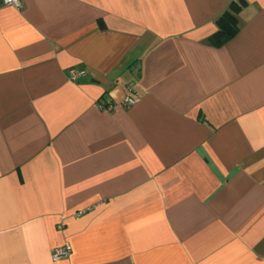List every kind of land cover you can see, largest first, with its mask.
<instances>
[{
	"label": "crops",
	"instance_id": "0c3cea01",
	"mask_svg": "<svg viewBox=\"0 0 264 264\" xmlns=\"http://www.w3.org/2000/svg\"><path fill=\"white\" fill-rule=\"evenodd\" d=\"M232 1L0 4V264H264V0L215 46Z\"/></svg>",
	"mask_w": 264,
	"mask_h": 264
},
{
	"label": "trees",
	"instance_id": "16d2710c",
	"mask_svg": "<svg viewBox=\"0 0 264 264\" xmlns=\"http://www.w3.org/2000/svg\"><path fill=\"white\" fill-rule=\"evenodd\" d=\"M243 5L239 0H233L230 6L217 19V31L210 40L215 46H219L230 39L238 30L237 14Z\"/></svg>",
	"mask_w": 264,
	"mask_h": 264
},
{
	"label": "built area",
	"instance_id": "2783aa9c",
	"mask_svg": "<svg viewBox=\"0 0 264 264\" xmlns=\"http://www.w3.org/2000/svg\"><path fill=\"white\" fill-rule=\"evenodd\" d=\"M0 4L11 5V6H14V7H17V8H19L21 6L20 0H0ZM82 73L83 72L77 71L74 68H69V70H68L69 77L72 80H77L79 78V76L82 75ZM126 88H127V90L129 92H132L133 91V83L127 84ZM139 97H140L139 94H136V95L127 94V95H125L123 97L122 103L125 106H131V105H133V104H135L137 102V100L139 99ZM111 109H112V105L111 104H108L106 106V110L109 111ZM69 252H70V246L68 244L63 245L61 247L56 248L53 251L52 258H53V260L59 259L61 257L66 256Z\"/></svg>",
	"mask_w": 264,
	"mask_h": 264
}]
</instances>
